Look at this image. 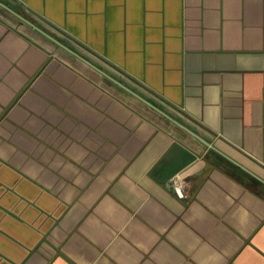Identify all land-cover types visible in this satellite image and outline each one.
<instances>
[{
  "label": "crops",
  "instance_id": "0c3cea01",
  "mask_svg": "<svg viewBox=\"0 0 264 264\" xmlns=\"http://www.w3.org/2000/svg\"><path fill=\"white\" fill-rule=\"evenodd\" d=\"M0 2V264H264V0Z\"/></svg>",
  "mask_w": 264,
  "mask_h": 264
},
{
  "label": "water",
  "instance_id": "95a60500",
  "mask_svg": "<svg viewBox=\"0 0 264 264\" xmlns=\"http://www.w3.org/2000/svg\"><path fill=\"white\" fill-rule=\"evenodd\" d=\"M0 6H2L3 8H5L6 10H8L9 12H11L12 14H14L15 16H17L20 20H22L23 22L35 27V25L28 20L27 18H25L24 16L18 14L17 12H15L14 10H12L11 8H9L7 5H5L4 3L0 2ZM48 37H50L49 35H47ZM51 39H53L52 37H50ZM59 43V42H58ZM62 47L66 48L63 44L59 43ZM67 49V48H66ZM112 80L117 83L118 85L122 86L125 90H127L129 93H131L132 95H134L136 98H138L139 100H141L142 102L146 103L147 105H149L150 107L154 108L155 110H157L158 112H160L161 114H163L164 116H166L167 118L171 119L174 123H176L177 125H179L180 127H182L183 129H185L186 131H188L189 133H191L194 137H196L198 140H200L201 142H203L204 144H206L207 146H211V144L204 140L202 137H200L198 134L194 133L193 131H191L190 129H188L187 127H185L184 125H182L181 123H179L178 121L174 120L173 118H171L169 115H167L165 112H163L162 110H160L158 107H156L155 105H153L150 101H148L147 99L143 98L142 96L138 95L137 93H135L133 90L129 89L128 87L122 85L120 82H118L116 79Z\"/></svg>",
  "mask_w": 264,
  "mask_h": 264
},
{
  "label": "built area",
  "instance_id": "2783aa9c",
  "mask_svg": "<svg viewBox=\"0 0 264 264\" xmlns=\"http://www.w3.org/2000/svg\"><path fill=\"white\" fill-rule=\"evenodd\" d=\"M171 185L173 186L176 194L183 198L185 197V192H184V186H183V183L182 181L180 180L179 177H175L171 180Z\"/></svg>",
  "mask_w": 264,
  "mask_h": 264
}]
</instances>
